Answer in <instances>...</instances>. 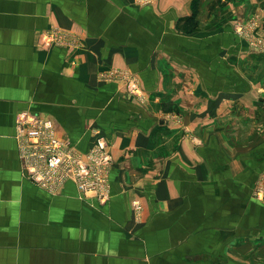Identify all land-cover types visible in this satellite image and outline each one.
I'll list each match as a JSON object with an SVG mask.
<instances>
[{
  "label": "crops",
  "instance_id": "crops-1",
  "mask_svg": "<svg viewBox=\"0 0 264 264\" xmlns=\"http://www.w3.org/2000/svg\"><path fill=\"white\" fill-rule=\"evenodd\" d=\"M209 2L0 0V264H264V73L243 69L255 52L234 22L262 4ZM55 26L79 47H45ZM114 71L135 75L148 104L103 82ZM28 112L81 153L97 131L107 140L106 204L26 178Z\"/></svg>",
  "mask_w": 264,
  "mask_h": 264
},
{
  "label": "built area",
  "instance_id": "built-area-1",
  "mask_svg": "<svg viewBox=\"0 0 264 264\" xmlns=\"http://www.w3.org/2000/svg\"><path fill=\"white\" fill-rule=\"evenodd\" d=\"M252 25V24H251ZM236 31L241 25H236ZM252 32L245 36L251 39ZM75 36L58 26L46 30L41 35L42 44L72 46L78 48ZM17 139L24 165V174L37 187L56 192L67 182L76 184L78 190L90 198L106 204L111 198L110 168L113 155L107 140L97 133L94 146L86 153L79 152L70 141L60 139L52 119L28 112L21 113L16 121ZM261 187V189H260ZM261 191H260V190ZM257 196L264 197V174L257 186ZM260 194V195H258ZM135 212L140 213L143 205L133 202Z\"/></svg>",
  "mask_w": 264,
  "mask_h": 264
},
{
  "label": "rangeland",
  "instance_id": "rangeland-1",
  "mask_svg": "<svg viewBox=\"0 0 264 264\" xmlns=\"http://www.w3.org/2000/svg\"><path fill=\"white\" fill-rule=\"evenodd\" d=\"M157 2V0H135V3L141 7L150 6ZM210 11L216 10L218 7H222L223 3H226L227 5L231 4L236 10H238V6H242L245 4L246 6L249 5V0H210ZM258 4L261 3V6H258V8H254L250 11L249 14L246 16H242L241 19L235 18L234 22L237 24H240V30L238 32L235 30L236 35L251 49L255 52V54H250L246 58H251L250 60H247L248 62L245 63V66H243V69H248L252 71V74H257L259 72L264 73V0H258ZM240 8V7H239ZM200 10H202V7H199L197 9V15L196 19L189 25V30H193L198 27L199 25V15ZM252 24V25H251ZM186 27V26H185ZM237 29V27H236ZM186 33H191L192 31L183 29ZM247 32H252L253 35H251V39H249L248 36H245ZM253 52V53H254ZM263 56L260 60L257 58L259 56ZM245 61V60H244ZM262 65H261V63ZM248 64V66H247ZM261 65V67H259ZM103 82H117L120 86L124 87L128 90L129 93H127L130 96L136 97L139 100V104L146 105L147 98L144 96L143 90L140 87V83L138 78L131 74V73H125L122 71H114L102 74ZM264 92V91H263ZM144 96V97H143ZM261 189V187H260ZM259 189V190H260ZM257 188L255 189V192L257 193ZM261 191V190H260ZM260 195V194H258ZM259 201H264L263 199H260L259 196L256 197Z\"/></svg>",
  "mask_w": 264,
  "mask_h": 264
}]
</instances>
